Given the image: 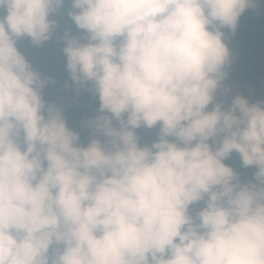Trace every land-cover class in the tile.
<instances>
[{"label": "clouds", "instance_id": "obj_1", "mask_svg": "<svg viewBox=\"0 0 264 264\" xmlns=\"http://www.w3.org/2000/svg\"><path fill=\"white\" fill-rule=\"evenodd\" d=\"M65 4L68 78L99 101L87 143L18 47L48 41ZM261 4L0 0V264H264V100H217L225 36Z\"/></svg>", "mask_w": 264, "mask_h": 264}, {"label": "trees", "instance_id": "obj_2", "mask_svg": "<svg viewBox=\"0 0 264 264\" xmlns=\"http://www.w3.org/2000/svg\"><path fill=\"white\" fill-rule=\"evenodd\" d=\"M68 7L70 5L65 4L62 8V15L66 19V23L59 30L58 36L52 34L51 38L40 46L33 45L28 38H22L18 41V47L34 68L39 70L42 75L51 77L49 83L42 89L44 99L62 107L68 126L79 131L82 142L87 143L89 130L84 127L82 122L95 114L99 101L87 88H81L77 92L68 78L65 56L62 52L63 42L59 39L65 28L71 29L73 33L77 32L66 14ZM258 9H246L239 18L235 33H227L225 36L231 51V64L228 69V77L224 82L241 88L258 86L264 74V4L259 5ZM142 127L136 129V133ZM154 129V138L141 141L142 145L150 144L158 138V126ZM225 163L240 174L241 180H245L250 166L242 167L237 153L233 152L225 159Z\"/></svg>", "mask_w": 264, "mask_h": 264}, {"label": "rangeland", "instance_id": "obj_3", "mask_svg": "<svg viewBox=\"0 0 264 264\" xmlns=\"http://www.w3.org/2000/svg\"><path fill=\"white\" fill-rule=\"evenodd\" d=\"M54 18L58 20L57 28L53 31L54 36H58L59 30L64 26L66 23V19L62 15V10L60 13H58ZM224 86L228 89L227 94L225 95L222 91H218L217 93V100H223L225 105L231 100V97L235 94H241L246 96L250 102H256L258 100H264V74L262 75L260 79V83L256 87H247V88H241L237 85H231L227 82H224ZM137 135L139 137V141H146L153 139L155 136V129L154 127L149 129L142 127V129L137 132ZM255 166H250L249 173L245 180L252 179V174L255 171ZM200 205H194L190 208V212H193L199 207Z\"/></svg>", "mask_w": 264, "mask_h": 264}]
</instances>
